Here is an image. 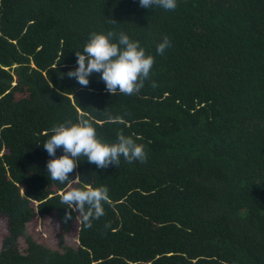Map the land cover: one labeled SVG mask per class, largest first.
Masks as SVG:
<instances>
[{"label":"trees","instance_id":"16d2710c","mask_svg":"<svg viewBox=\"0 0 264 264\" xmlns=\"http://www.w3.org/2000/svg\"><path fill=\"white\" fill-rule=\"evenodd\" d=\"M176 2L0 0V264H264V0ZM108 32L154 57L137 94L66 75L90 34ZM81 118L103 142L122 132L142 144L146 163L101 170L81 157L79 183L51 180L46 163L63 152L42 142ZM86 185L109 195L88 229L75 212L65 223L61 203ZM35 214L52 216L58 249L26 233Z\"/></svg>","mask_w":264,"mask_h":264},{"label":"clouds","instance_id":"9594fccd","mask_svg":"<svg viewBox=\"0 0 264 264\" xmlns=\"http://www.w3.org/2000/svg\"><path fill=\"white\" fill-rule=\"evenodd\" d=\"M139 6L145 9L159 7L167 11H174L176 0H139ZM115 38V39H114ZM171 47L168 37L157 44L156 53L163 55ZM77 67L69 71L68 78L87 87L89 77L99 73L110 95L117 92L124 95H134L144 87L145 81L150 79V73L155 63L152 55H146L138 41L131 40L123 32L118 35L113 32L107 34L91 33L83 52H75ZM158 85L153 82L151 85ZM111 119V117H109ZM50 136L42 142L44 150L50 157H55L56 151L62 149L59 158L50 159L46 163L48 177L60 184H76L80 182L77 176L70 180L69 176L78 166L81 157L103 170L110 165L118 168L121 158L127 163H146L147 153L142 144L136 143L130 136L122 132L117 134L115 143L103 142L97 137L96 129L87 119L78 122L66 121L53 126ZM109 201L108 188L100 186L92 188L71 187L61 195V203L66 205L63 221L73 220L72 212L78 213L83 228L92 227L94 220L105 215L104 203ZM108 225H106L107 227Z\"/></svg>","mask_w":264,"mask_h":264},{"label":"rangeland","instance_id":"374dc122","mask_svg":"<svg viewBox=\"0 0 264 264\" xmlns=\"http://www.w3.org/2000/svg\"><path fill=\"white\" fill-rule=\"evenodd\" d=\"M5 226L3 221L0 219V240L2 235L4 234ZM25 231L28 233L35 241L40 242L41 244L53 248L58 249L56 232L57 228L55 222L50 215L38 216L34 215L33 219L28 221L25 224ZM76 225L73 224L70 231L63 236L64 244L75 246L76 238H75ZM16 243L20 250L23 249L24 243L21 238L16 239Z\"/></svg>","mask_w":264,"mask_h":264}]
</instances>
